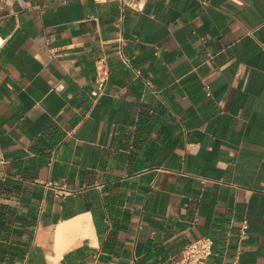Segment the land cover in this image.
<instances>
[{
    "label": "crops",
    "instance_id": "crops-1",
    "mask_svg": "<svg viewBox=\"0 0 264 264\" xmlns=\"http://www.w3.org/2000/svg\"><path fill=\"white\" fill-rule=\"evenodd\" d=\"M200 237L264 264V0H0V264Z\"/></svg>",
    "mask_w": 264,
    "mask_h": 264
},
{
    "label": "built area",
    "instance_id": "built-area-1",
    "mask_svg": "<svg viewBox=\"0 0 264 264\" xmlns=\"http://www.w3.org/2000/svg\"><path fill=\"white\" fill-rule=\"evenodd\" d=\"M123 62L128 63V60L123 57ZM110 70L104 58L99 59L95 65V87L91 91V95L97 99L105 91L109 80ZM248 228V222L244 221L241 224V232L245 233ZM213 252V240L207 237H200L187 244L181 251L177 260L173 264H200V262L208 258ZM229 264H239V257L236 256Z\"/></svg>",
    "mask_w": 264,
    "mask_h": 264
}]
</instances>
